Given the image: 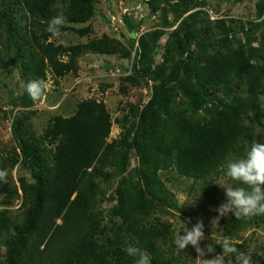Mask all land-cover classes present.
Segmentation results:
<instances>
[{"label":"trees","instance_id":"trees-1","mask_svg":"<svg viewBox=\"0 0 264 264\" xmlns=\"http://www.w3.org/2000/svg\"><path fill=\"white\" fill-rule=\"evenodd\" d=\"M5 2L0 3L4 26V34L0 30V67L18 68L25 86L33 80L47 82L48 69L57 78L76 72L78 59L87 52L122 54L125 58L131 55L107 37L73 46L45 42L49 35L45 28L52 17L63 13L65 24H87L95 14V0H69L62 8L55 7L54 0ZM205 5L206 0H176L173 7L186 14ZM257 8L262 21L249 24L251 32L264 26V0ZM196 16H188L168 40L166 51L172 62L168 73L163 66L153 69L151 52L160 32L140 38L131 74L125 80L140 85L149 79L153 82L152 96L141 110L131 107L135 121L131 122L130 116L123 118L119 138L109 141L111 114L105 103L97 100L81 103L71 117H55L42 135L32 123L35 111L24 110L15 119L14 136L20 154L5 159L0 149V169L8 171L20 156L33 183L25 190V208L14 220L2 209L11 205L16 193L9 172L7 183H0V249L1 245L6 249L0 264H134L123 251L129 245L148 253L151 264H170L163 248L167 239L173 238L170 227L147 222L156 205L171 206L173 202L158 172L175 168L180 176L202 181L203 190L213 196L214 179L224 174L234 156L242 157L251 146L246 140L251 138V131L243 120L250 112H264V54H257L248 33L249 49L205 55L199 62L183 56L173 60L174 52L188 51L181 34L185 29L193 35L190 20ZM125 22L134 37L137 28L129 17ZM89 31V27L80 30L82 34ZM134 45L132 40L131 47ZM235 79L247 96L235 98L232 104L208 107L210 97L230 93ZM179 93L185 99L184 109L176 106ZM13 102L23 109L35 105L26 88ZM201 110L206 113L201 120L187 115ZM134 151L140 159L137 172L141 181L136 184L123 177ZM115 178L120 182L109 198L114 204L100 211L99 182L109 183ZM223 224L226 233L232 235L241 222L233 215ZM109 234L114 240H108Z\"/></svg>","mask_w":264,"mask_h":264},{"label":"rangeland","instance_id":"rangeland-1","mask_svg":"<svg viewBox=\"0 0 264 264\" xmlns=\"http://www.w3.org/2000/svg\"><path fill=\"white\" fill-rule=\"evenodd\" d=\"M5 1L9 0H0V3H6ZM68 1L54 0V5L62 8L68 5ZM168 1L170 2L167 4L165 0H95V14L87 24H64L66 30H61L59 35L52 36L49 33L45 39L46 43L67 46L86 44L91 40L107 37L114 44L118 46L121 44L126 51H131V55L125 58L122 54L87 52L78 59L76 72L61 78H57L53 71L48 69V88L43 99L35 103L32 108L23 109L20 106H14L13 101L25 91V81L18 68L9 65L1 66L0 149L4 158L15 156L16 153L20 154L14 136V121L23 115L24 110L35 111L32 123L37 134L42 135L55 117L73 116L78 106L87 100L102 101L111 114L113 122L109 141L119 138L122 132L123 118L130 116V121H135L129 111L131 107L141 110L152 96L153 82L149 79L143 80L140 85H133L125 80L131 74L132 61L139 48L140 38L147 34V38H151L152 34L160 32L159 37L154 41L151 52L154 59L153 69L163 66L168 73L172 63L168 61L169 57L166 51L168 40L180 28L181 23L192 14H198L190 20V24H192L190 30L193 35L189 36L185 29L181 34L182 41L187 43L188 51L184 54H181L182 51L174 52L173 60H178L183 56L192 62L195 60L199 62L205 55L212 56L240 47L249 49L248 36L253 39L252 47L257 49V54H264V26H260L255 32L249 30V24H257L262 21L257 8L261 0H238L235 2L206 0L204 7L192 9L186 14L175 10L176 7L174 8L173 5L176 0ZM126 17H129L137 28L134 37L130 36L125 22ZM3 27L0 22V30L4 34ZM87 27L90 28V31L87 34H82L80 30ZM46 29L47 27L45 33H48ZM132 40H135L133 48L131 47ZM0 50H2L1 44ZM68 59V57H63L64 61H68ZM238 83V79H235L230 93L220 92L217 98L210 97L211 102L208 107L213 104H232L235 98H245L247 92L237 86ZM176 106L186 108L185 99L180 93L176 99ZM262 108L264 109V102ZM187 115L195 120H201L206 116V113L201 110L197 113L188 112ZM243 125L251 131V138L246 139L248 144H252L254 141L264 143V112H250L243 120ZM250 147L247 146L242 157L234 156L231 161L245 157ZM139 167L140 159L134 151L131 155L130 169L123 175L125 180H132L133 184L141 181L137 172ZM8 172L16 193L11 205L2 209L7 210L10 218L14 220L25 208V190H29L33 179L20 156L18 162L9 167ZM158 175L171 191L173 202L171 206L156 205L157 209L152 210L147 217V222L149 224L161 223L170 227L173 238L172 240L167 239L166 244L163 245L166 259H169L170 264H206L207 259H213L215 256L223 254V249L219 244L224 237H229L232 244L240 251L246 250L250 243L254 244L253 264H262V260H264V216L240 218V227L232 235L226 233L223 220L231 218L233 215L229 214L227 217L220 218L219 223L212 224V220L218 216L214 209L226 202L225 189L218 184L233 187L240 185L227 179L223 174L212 182L214 194L210 196L203 190L202 181L180 176L175 168L160 170ZM119 182L120 178H115L109 183L99 182L98 210H108L114 204L109 202V198ZM198 220L204 224L205 239L200 242V247L205 250V256L199 257L191 245L184 252L177 254L173 243L175 234L184 228H191ZM181 234L184 233L181 232ZM212 234L216 237V242L211 238ZM109 236L112 239L108 238V240H114L112 234ZM208 245L214 246L213 253H207ZM5 252V247L1 245L0 260L3 259ZM218 259L220 264H235L234 256H221Z\"/></svg>","mask_w":264,"mask_h":264},{"label":"clouds","instance_id":"clouds-1","mask_svg":"<svg viewBox=\"0 0 264 264\" xmlns=\"http://www.w3.org/2000/svg\"><path fill=\"white\" fill-rule=\"evenodd\" d=\"M67 22V17L61 13L51 18L47 25V32L57 36L61 28ZM26 92L33 103L40 102L48 88L46 80L29 81ZM227 179L236 182L237 187L218 184L225 189L226 202L214 209L218 216L212 220V224L219 223V219L234 215L235 219L264 216V143L253 142L245 157L230 161L223 169ZM8 171L0 169V183H7ZM190 222V221H189ZM181 232L184 234L182 235ZM174 236V245L177 254L184 252L189 245L195 248L199 257L205 256V250L200 247V242L205 239L204 224L198 220L191 228H184ZM216 242V237H211ZM223 254L207 259L206 264H220L219 257L234 256L235 264H253L252 253L255 245L250 243L246 250L240 251L233 244L229 237H224L220 244ZM125 253L133 258L134 264H151L148 255L141 249L134 246H127L123 249ZM214 246L208 245L207 253H213Z\"/></svg>","mask_w":264,"mask_h":264}]
</instances>
